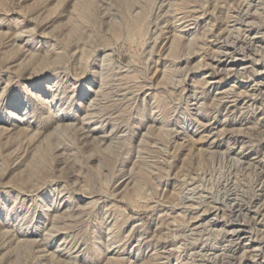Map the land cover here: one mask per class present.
Instances as JSON below:
<instances>
[{
  "label": "rangeland",
  "instance_id": "1",
  "mask_svg": "<svg viewBox=\"0 0 264 264\" xmlns=\"http://www.w3.org/2000/svg\"><path fill=\"white\" fill-rule=\"evenodd\" d=\"M235 226L264 264V0H0V264H217Z\"/></svg>",
  "mask_w": 264,
  "mask_h": 264
},
{
  "label": "bare ground",
  "instance_id": "2",
  "mask_svg": "<svg viewBox=\"0 0 264 264\" xmlns=\"http://www.w3.org/2000/svg\"><path fill=\"white\" fill-rule=\"evenodd\" d=\"M240 11V10H239ZM237 15V14H236ZM245 37H247V36H245ZM247 38H244V39H241L239 42H238V44H244V42H245V40H246ZM254 39H252V41H253ZM254 44H256L257 43V41L256 40H254V42H253ZM251 45V44H250ZM258 45V44H257ZM233 52L234 53H236V52H238L237 50H235V49H233ZM230 54H232V53H230ZM226 55V54H225ZM228 56V55H227ZM230 57V56H229ZM82 133V132H81ZM83 135H85L86 136V133L84 132L83 133ZM88 135V134H87ZM89 136V135H88ZM246 201V200H245ZM244 201V202H245ZM233 202V201H232ZM241 202V201H240ZM235 203H236V201H235ZM235 203H233V205L235 204ZM249 203V202H248ZM255 203V202H254ZM250 204V203H249ZM252 204V203H251ZM246 205H248V204H246ZM250 208L251 207H245L244 206V204L243 205H240V204H235V206L233 207V208H231V212H232V214L234 215V216H237L236 214H241V212L242 213H245V212H243V211H247V212H249V211H251L250 210ZM230 209V208H229ZM254 209V208H253ZM231 214V215H232ZM244 215V214H243ZM247 215V214H246ZM244 217V216H243ZM232 218V217H231ZM239 219V218H238ZM237 219V220H238ZM241 219V218H240ZM239 219V220H240ZM233 220H235V218L233 219ZM242 220V219H241ZM229 221V220H228ZM232 221V220H231ZM243 222H244V220H242ZM237 222V221H236ZM232 223V222H231ZM251 223V222H250ZM201 224V223H200ZM242 224V223H241ZM244 224V223H243ZM227 225V224H226ZM245 225V224H244ZM247 225V224H246ZM236 227V226H235ZM243 227V226H242ZM237 229L236 230H234V231H231V232H229L228 233V235H230L229 236V238H230V243H233V244H231L232 246H230V250H229V252H230V256H227L228 254V252L225 254V256H227L225 259H223L222 258V260H218V262H217V264H239V262L241 261V260H239L238 258H239V256H237V251L239 250V249H241L242 248V246H240L239 244H238V241L241 239V232H242V230L243 229H241L240 228V226H237L236 227ZM239 228V229H238ZM231 229V228H230ZM225 234V233H224ZM235 238V239H234ZM228 239V238H227ZM237 242H236V241ZM227 241V240H226ZM224 242V241H223ZM229 243V242H228ZM227 243V244H228ZM226 244V245H227ZM229 245V244H228ZM258 248V247H257ZM226 249V248H225ZM193 251V250H192ZM207 251V250H206ZM202 252H205V249H202ZM253 252V251H252ZM211 253V252H210ZM254 254V253H253ZM255 255V254H254ZM213 258V257H212ZM210 259V258H209ZM241 259V258H240ZM243 259V258H242ZM208 260V259H207ZM214 260V259H213ZM217 261V260H216ZM206 263V262H205ZM204 263V264H205ZM241 263V262H240ZM207 264V263H206ZM212 264V263H211Z\"/></svg>",
  "mask_w": 264,
  "mask_h": 264
}]
</instances>
